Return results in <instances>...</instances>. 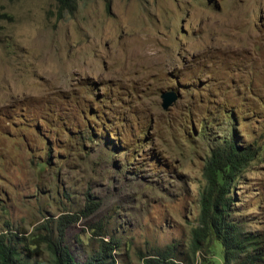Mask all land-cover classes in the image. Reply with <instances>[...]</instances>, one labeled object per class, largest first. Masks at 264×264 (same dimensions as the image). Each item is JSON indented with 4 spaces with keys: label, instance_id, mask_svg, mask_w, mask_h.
<instances>
[{
    "label": "rangeland",
    "instance_id": "1",
    "mask_svg": "<svg viewBox=\"0 0 264 264\" xmlns=\"http://www.w3.org/2000/svg\"><path fill=\"white\" fill-rule=\"evenodd\" d=\"M230 141L256 151L232 189L246 244L230 264H264V0H0V232L49 222L56 238L70 214L78 261L104 236L117 264L172 244L223 264L221 241L191 243L206 162Z\"/></svg>",
    "mask_w": 264,
    "mask_h": 264
},
{
    "label": "trees",
    "instance_id": "2",
    "mask_svg": "<svg viewBox=\"0 0 264 264\" xmlns=\"http://www.w3.org/2000/svg\"><path fill=\"white\" fill-rule=\"evenodd\" d=\"M56 1L61 9H73L74 0ZM255 155V150L242 147L234 141L212 149L204 170L207 183L200 199V223L192 230L191 251L194 255L206 246L212 248V244L205 243L214 238L216 241H221L224 247L223 264H230L231 255L237 253L239 248L245 247L246 243L242 244L240 240V226L232 219L233 204L236 200L232 189L244 167L254 159ZM91 203L87 204L88 213L97 207L93 208ZM73 218L70 214L58 218L59 235L56 238L49 222L36 228L37 230L45 228L44 234L37 237L32 235L30 240L17 230L8 229L0 232V264H117L116 251L119 244L105 239L104 236L100 238L98 248L84 261L76 259L62 239L66 225ZM65 219L68 222H65ZM42 243H45L46 251L49 253L47 259L37 258L42 252ZM139 257L142 264H195L191 257H177L174 244L163 249L154 248L148 252H139ZM254 263L245 260L237 264Z\"/></svg>",
    "mask_w": 264,
    "mask_h": 264
},
{
    "label": "water",
    "instance_id": "3",
    "mask_svg": "<svg viewBox=\"0 0 264 264\" xmlns=\"http://www.w3.org/2000/svg\"><path fill=\"white\" fill-rule=\"evenodd\" d=\"M179 95L175 91H168L162 94L163 108L168 109L177 99Z\"/></svg>",
    "mask_w": 264,
    "mask_h": 264
},
{
    "label": "bare ground",
    "instance_id": "4",
    "mask_svg": "<svg viewBox=\"0 0 264 264\" xmlns=\"http://www.w3.org/2000/svg\"><path fill=\"white\" fill-rule=\"evenodd\" d=\"M76 0H74V2H75ZM72 9V8H71Z\"/></svg>",
    "mask_w": 264,
    "mask_h": 264
}]
</instances>
